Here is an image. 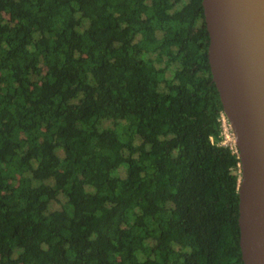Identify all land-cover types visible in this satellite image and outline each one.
<instances>
[{
  "label": "trees",
  "instance_id": "1",
  "mask_svg": "<svg viewBox=\"0 0 264 264\" xmlns=\"http://www.w3.org/2000/svg\"><path fill=\"white\" fill-rule=\"evenodd\" d=\"M202 0H0V264H244Z\"/></svg>",
  "mask_w": 264,
  "mask_h": 264
},
{
  "label": "water",
  "instance_id": "2",
  "mask_svg": "<svg viewBox=\"0 0 264 264\" xmlns=\"http://www.w3.org/2000/svg\"><path fill=\"white\" fill-rule=\"evenodd\" d=\"M208 62L238 152L239 245L264 264V0H202Z\"/></svg>",
  "mask_w": 264,
  "mask_h": 264
},
{
  "label": "built area",
  "instance_id": "3",
  "mask_svg": "<svg viewBox=\"0 0 264 264\" xmlns=\"http://www.w3.org/2000/svg\"><path fill=\"white\" fill-rule=\"evenodd\" d=\"M220 120H221V126H222V134H223V137L225 136V138H223V140L221 141V143H222V144H228V143H227V140H226V136H227V135H225V133L223 132V129L226 128V125H228L229 127H230V125H229V122H228L226 116L224 115V113L221 114V118H220ZM230 130H231V128H230ZM228 145H230V144H228ZM230 147L233 148L232 145H230ZM235 148H236V147H235Z\"/></svg>",
  "mask_w": 264,
  "mask_h": 264
},
{
  "label": "rangeland",
  "instance_id": "4",
  "mask_svg": "<svg viewBox=\"0 0 264 264\" xmlns=\"http://www.w3.org/2000/svg\"><path fill=\"white\" fill-rule=\"evenodd\" d=\"M223 132L225 133V135H227L226 136L227 143L232 145L233 147H235L232 131L230 130V127L228 125H226V128L223 129ZM224 138H225V136H224Z\"/></svg>",
  "mask_w": 264,
  "mask_h": 264
}]
</instances>
